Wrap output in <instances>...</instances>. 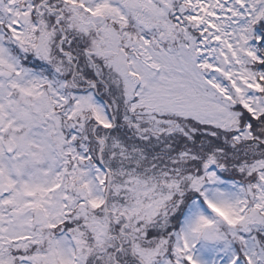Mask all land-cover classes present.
<instances>
[{
  "label": "snow or ice",
  "instance_id": "6c2138e0",
  "mask_svg": "<svg viewBox=\"0 0 264 264\" xmlns=\"http://www.w3.org/2000/svg\"><path fill=\"white\" fill-rule=\"evenodd\" d=\"M0 264H264V0H0Z\"/></svg>",
  "mask_w": 264,
  "mask_h": 264
}]
</instances>
